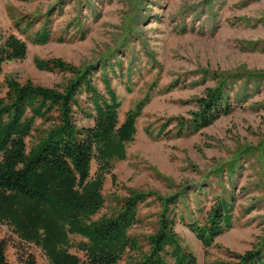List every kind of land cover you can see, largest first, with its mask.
<instances>
[{
  "label": "rangeland",
  "instance_id": "obj_1",
  "mask_svg": "<svg viewBox=\"0 0 264 264\" xmlns=\"http://www.w3.org/2000/svg\"><path fill=\"white\" fill-rule=\"evenodd\" d=\"M47 9L50 38L34 43L30 38ZM17 19L32 24L20 32L25 24L16 28ZM79 28L85 29L82 37ZM2 31L22 38L26 52L2 63L0 96L7 77L47 87L63 83L69 72L34 64V57H58L74 67L104 62L91 79L102 90L100 72H106L120 100L119 121L127 109L146 99L125 157L104 174V202L92 218L116 211L124 196L144 193L127 232L145 249L160 199L181 190L173 206V230L193 252L196 264H230L235 254L264 244V78L243 77L264 70V0H0ZM212 72H239L229 90L230 98L236 94L239 99H232L231 111L198 131L176 135L174 116L190 115L195 98L214 84ZM167 84L173 86L165 91ZM73 117L77 125L91 123L78 110ZM48 125V120L36 117L32 136ZM95 169L92 160L90 172ZM231 194L232 226L202 246L178 215L182 213L184 221L202 220L215 198ZM0 240L8 264H22L25 252L33 253L36 264H48L38 246L21 240L3 222ZM116 264H125V259Z\"/></svg>",
  "mask_w": 264,
  "mask_h": 264
},
{
  "label": "trees",
  "instance_id": "obj_2",
  "mask_svg": "<svg viewBox=\"0 0 264 264\" xmlns=\"http://www.w3.org/2000/svg\"><path fill=\"white\" fill-rule=\"evenodd\" d=\"M49 13L47 9L45 19L30 38L32 42L45 43L50 38ZM21 21L15 20L14 25L18 28L25 24L19 29L25 32L32 21ZM84 33L85 29L79 28V37ZM25 52L22 38L0 32V72L4 61L20 59ZM34 64L41 69L69 72L71 76L52 87L19 83L12 77L5 80L6 91L0 96V222L24 242L38 246L48 264H116L121 258L125 264H169L167 258L170 264H196L193 252L181 244L173 230V206L181 190L160 199L156 226L145 236V249L136 236L127 232L137 219V204L145 200L144 193L124 196L116 211L92 218L104 202V174L115 160L125 157L126 143L134 136L135 119L146 99L127 109L119 121L120 100L106 72H100L102 90L91 79L104 62L101 66L89 63L74 67L58 57H34ZM212 77L214 84L195 98L196 108L190 115L174 116L176 135L198 131L231 111L233 100L239 99L236 94L229 97L239 72L214 73ZM243 77L264 78V70L248 71ZM172 86L167 84L163 90ZM77 110L91 123L77 125L73 117ZM36 117L48 120L49 125L32 136ZM164 124L159 125L157 135ZM92 160L96 169L91 173ZM232 204V194L229 198L218 196L204 210L202 220L184 221L182 213L178 219L207 247L232 226ZM235 257L230 264H264V244L260 242ZM20 259L22 264H36L31 252H25ZM0 264H8L3 240Z\"/></svg>",
  "mask_w": 264,
  "mask_h": 264
}]
</instances>
